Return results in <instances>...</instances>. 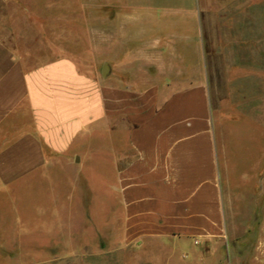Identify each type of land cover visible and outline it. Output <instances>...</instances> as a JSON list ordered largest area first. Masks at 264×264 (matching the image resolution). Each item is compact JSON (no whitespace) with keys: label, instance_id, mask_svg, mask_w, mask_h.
Segmentation results:
<instances>
[{"label":"rangeland","instance_id":"rangeland-1","mask_svg":"<svg viewBox=\"0 0 264 264\" xmlns=\"http://www.w3.org/2000/svg\"><path fill=\"white\" fill-rule=\"evenodd\" d=\"M196 9L219 143L220 236L162 248L124 241V212L100 183V141L114 136L94 131L75 169L0 187V264H264V0H0V39L21 56H67L107 86L134 90V11L156 18L148 41L170 38L171 70L189 72Z\"/></svg>","mask_w":264,"mask_h":264},{"label":"crops","instance_id":"crops-1","mask_svg":"<svg viewBox=\"0 0 264 264\" xmlns=\"http://www.w3.org/2000/svg\"><path fill=\"white\" fill-rule=\"evenodd\" d=\"M142 14L134 11V90L107 86L67 56H21L0 39V187L75 169L78 148L89 147L94 131H106L114 137L100 141V183L124 212V241L162 248L164 241L212 240L220 236L224 204L200 11L187 14L194 34L185 41L194 44L196 61L189 72H173L170 38L147 40L157 22ZM184 57L176 54L180 63ZM257 190L260 199L264 187Z\"/></svg>","mask_w":264,"mask_h":264}]
</instances>
